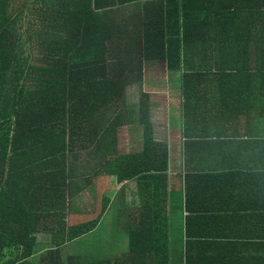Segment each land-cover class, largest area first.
Wrapping results in <instances>:
<instances>
[{"label": "trees", "instance_id": "1", "mask_svg": "<svg viewBox=\"0 0 264 264\" xmlns=\"http://www.w3.org/2000/svg\"><path fill=\"white\" fill-rule=\"evenodd\" d=\"M160 63L184 100L193 82H234L236 111L260 106L264 116V0H0V264H192L200 241L179 256L169 248L168 157L150 94L135 108L125 101ZM124 123L141 147L122 153ZM103 178L137 184L126 254L97 236ZM80 239L87 254L63 255Z\"/></svg>", "mask_w": 264, "mask_h": 264}, {"label": "crops", "instance_id": "2", "mask_svg": "<svg viewBox=\"0 0 264 264\" xmlns=\"http://www.w3.org/2000/svg\"><path fill=\"white\" fill-rule=\"evenodd\" d=\"M169 81L168 86L179 95L171 96L177 104L169 109L173 116H165L164 142L156 140L168 157L163 186L169 248L175 253L171 256H179L184 243L193 246L198 240L201 246L191 257L189 253L192 264H264V116L260 106L236 111L243 92L236 94L232 87L239 83L193 82L190 85L196 89L188 91L192 99L184 100L182 83ZM166 99L162 98L165 109ZM125 183L134 184L138 201L116 208L114 245L118 255L127 253L123 231L127 210L140 205L136 181L119 184ZM205 216L215 220L205 221ZM187 217L186 226L192 233L189 243L182 229Z\"/></svg>", "mask_w": 264, "mask_h": 264}, {"label": "rangeland", "instance_id": "3", "mask_svg": "<svg viewBox=\"0 0 264 264\" xmlns=\"http://www.w3.org/2000/svg\"><path fill=\"white\" fill-rule=\"evenodd\" d=\"M174 75L167 72V68L164 63L149 65L144 69V78L141 83H135L126 89V103L129 107H137L138 99L141 92H148L149 102L151 103L150 108V119L152 125L157 128L156 139L159 142H164L163 131L167 127V122L165 121V116L169 113V109L176 107L177 99H174L171 96L179 95L175 88L170 85L171 79H174ZM167 83V85H163ZM166 96L167 107L165 109L162 98ZM168 96L171 97L170 101ZM156 105V106H155ZM164 114V119L161 118V114ZM170 116H173L172 113H169ZM176 122V121H175ZM169 126H172L170 121ZM124 128H122L118 134V143L117 147L121 152H130L140 148V137H138L137 132L135 133L132 128H128L126 123H124ZM102 192L109 199V202L104 210L103 217L98 224V238L102 240L103 243L107 245L114 246V225H115V216L116 208L120 206L130 207L131 205L137 204V193L135 190L134 184H123L120 185L116 183L113 178H103L100 186ZM75 204V202H74ZM73 204V206H74ZM123 207V208H124ZM75 211V209H73ZM96 213L94 217H96ZM73 217V216H71ZM86 218V217H85ZM87 218H90L88 216ZM94 237L90 239L93 246H98L99 239ZM80 239L73 243H69L65 246L62 253L67 256L70 253L78 254H87L89 252V244L86 245V241ZM105 246V245H103Z\"/></svg>", "mask_w": 264, "mask_h": 264}]
</instances>
